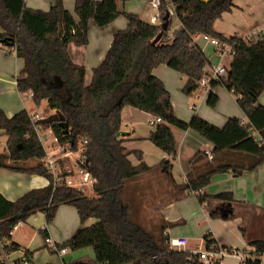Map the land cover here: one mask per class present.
<instances>
[{"label": "trees", "instance_id": "1", "mask_svg": "<svg viewBox=\"0 0 264 264\" xmlns=\"http://www.w3.org/2000/svg\"><path fill=\"white\" fill-rule=\"evenodd\" d=\"M118 1L127 0H75L73 16L61 0H56L47 12L29 9L23 0H0V45L22 62L16 79L17 90L31 93L36 107L46 102V113L57 111L64 116L66 135L57 124L45 127L50 129L59 147H67L72 153L82 147L83 169L93 180L90 197L81 190L67 188L64 183L53 188L52 177L42 164L45 152L37 141L28 112L23 110L7 118L0 111V132L7 138V154H0V169L37 175L49 181L47 188L31 191L15 202L0 196V243L9 253L19 250L16 244L9 243L17 222H25L40 212L45 215L46 224H50L58 207L66 205L76 210L80 227L72 238L57 246L59 249L91 250L93 264H199L191 260L188 252L169 251L163 229L157 230V235L148 233L131 218L128 211L133 206L123 202L127 185L161 167L170 173L172 166L164 160L153 168L141 162L131 165L127 159L131 153L125 151L116 136L121 112L129 107L159 118L161 123L154 127L148 141L170 158L177 153L170 127L192 130L204 138L213 146L211 162H205L200 173H187L182 193H194L200 204L233 203L230 193L207 196L201 191L215 175L240 176L264 163V108L257 105L258 97L264 93V38L224 39L213 31L214 22L231 10L234 0H173L179 28L167 38L169 20L167 31L152 46L161 25L121 13ZM165 12L161 6V23ZM119 16L127 21L126 28L114 34L104 60L92 71L91 81L86 85L84 68L72 62L67 48L88 44L89 21L103 28ZM198 35L231 47L227 74L211 82V88L222 85L231 92L245 122L229 118L219 129L197 115L188 123L175 118L170 95L152 71L166 64L185 77L182 93L194 94L207 65L203 52L194 42ZM217 101L211 91L207 106L214 109ZM227 153H233L237 159L223 160ZM134 155L141 161L139 153ZM197 158L202 160L205 156L197 154ZM31 161L36 164L30 166ZM25 207L29 210L24 211ZM89 219L96 223L84 228ZM203 242L214 244L209 237H204ZM251 245L264 255V239ZM25 254L31 257L29 252Z\"/></svg>", "mask_w": 264, "mask_h": 264}, {"label": "crops", "instance_id": "2", "mask_svg": "<svg viewBox=\"0 0 264 264\" xmlns=\"http://www.w3.org/2000/svg\"><path fill=\"white\" fill-rule=\"evenodd\" d=\"M23 1L29 9L47 12L56 0ZM61 1L65 9L74 16L75 0ZM152 11L154 14L149 22L142 19L141 13L134 15L146 23L154 24L152 18L156 12ZM126 25L127 21L122 18L116 19L103 28H97L92 21H89L88 44L84 47L68 46L67 51L72 62L85 70L86 85L91 81L92 71L104 60L114 34L124 30ZM178 28L179 23L175 30ZM175 30H169L167 38H170ZM213 31L224 39L264 38V0H234L231 10L223 13L214 22ZM194 42L203 52L207 65L218 61L217 65L228 68L223 61L227 57L231 60L230 55L219 56L215 46L206 42L202 35L197 36ZM21 68V60L17 59L9 49L0 45V111L7 118H12L23 110L27 111L26 103H32V100L28 98L29 93H20L16 88V79ZM152 75L162 82L170 95L174 116L182 122L188 123L193 116L197 115L221 129L229 118L246 121L237 106L235 96L222 85L214 88L218 101L215 108L211 109L206 104L208 95L203 92L197 91L189 97L183 95L185 77L171 70L166 64L155 68ZM257 105L264 108V93L258 97ZM53 112L36 115V118ZM151 118H153L151 115L129 107H125L121 112L119 132L124 135L120 136L119 140L125 151L131 153L127 157L131 165L137 166L141 162L153 168L164 160L169 161L172 166L170 173L165 167H161L155 172L140 176L127 185L123 202L133 206L128 211L131 218L138 221L137 211L142 207V203L138 200L141 199L143 207L145 204L151 207L155 220L158 222L156 230L163 229L164 234L168 236L175 231L174 226L184 227L185 229L179 232L180 236L186 238L188 242L189 239L198 240L199 244L195 245V249L202 245L204 237H209L210 241L223 248L244 252L255 250L251 244L264 239V163L253 171H244L240 176L232 173L213 176L210 184L201 193L207 196L230 193L234 202L209 201L206 203L207 208L204 209L194 193L186 195L181 189L186 182L187 173H200L205 162H211L205 153H210L212 158L213 146L192 130L182 131L170 127L177 144V153L174 158L167 157L148 141L150 133L154 130L148 124ZM0 136H3L2 132ZM6 142L7 138L5 143L0 142V149H2L0 154H7ZM49 152L62 157L63 166L70 168L74 173L72 168L79 156L78 152L69 154L67 147H59L56 142L51 145ZM134 153L141 155V161ZM197 154H204L205 158L195 159ZM222 159L236 160L237 157L233 153H227ZM33 163L31 161L28 164L32 166ZM48 185L49 181L44 177L0 169V196L9 202H15L31 191L45 189ZM44 221L45 215L38 212L12 232L9 243L16 244L19 250L9 255L10 261L21 258L27 251L31 254L34 264L93 263L91 250L71 252L67 249L66 254L60 257L52 250V246L57 247L68 241L79 229L80 223L74 208L61 205L50 224ZM43 223L46 225L45 234L40 232V228L44 226ZM95 223L96 220L94 222L89 219L83 227L88 228ZM45 238H49L52 244L45 243ZM195 249L187 247L185 251L192 252ZM225 264H236V262L226 260Z\"/></svg>", "mask_w": 264, "mask_h": 264}, {"label": "built area", "instance_id": "3", "mask_svg": "<svg viewBox=\"0 0 264 264\" xmlns=\"http://www.w3.org/2000/svg\"><path fill=\"white\" fill-rule=\"evenodd\" d=\"M150 7L156 12L154 17L152 18V22L154 24L161 25L160 22V14L159 9L161 6H164L166 12L165 15L168 14V20H171V15L174 13V4L173 0H149ZM199 36V35H198ZM197 38V36H195ZM194 38V39H195ZM203 39L206 42H210L216 48V52L219 56L230 55L231 56V47L227 44L219 42L217 39L210 38L207 36H203ZM227 74V69L220 65H206L203 70V75L198 82V88L205 95H209L212 91L211 82L218 81L221 78H224ZM28 98L32 99V94H28ZM55 112V111H54ZM50 115V114H49ZM47 115V116H49ZM47 116H43L40 118H35L33 123V130L36 135L37 141L41 144L45 152V158L42 161L43 166L48 171V174L52 177L53 188L59 186L61 183L67 188L77 189L83 191L88 185L92 186L93 180L88 175V173L83 169L84 165V157H83V149L82 147L77 151L79 156L75 162L76 168L79 170V180H73L72 170L68 167L62 165V157L56 156L52 152H47L44 147V141H47V136L44 135L45 130L50 129L44 126H40L36 124V121L42 118H46ZM161 120L159 118H151L148 122L150 127H155L160 124ZM44 131V132H42ZM55 139V138H54ZM57 143V140L55 139ZM86 142H83L85 144ZM51 147H48V150ZM68 149V148H67ZM69 154L70 151L68 150ZM68 155V154H67ZM206 157L211 160V154L205 153ZM203 208H207V204H202ZM24 223L22 221L17 222L13 228L12 232L17 228L21 227ZM42 234L46 233V225L42 226L40 229ZM45 243L52 244L49 238L44 239ZM165 244L169 251H178V252H186L185 247L187 245L186 238L183 237H171L167 236L165 240ZM52 250L56 253V255L63 256L66 254L67 249L62 248L59 249L55 246H52ZM16 252V251H15ZM14 253V252H11ZM4 249L3 244L0 243V264H34L31 260V257L23 254L21 258L10 261L9 255L11 254ZM191 255V260H196L199 264H225L226 260H234L236 264H264V255L257 252L256 250L249 251H240L236 249L223 248L216 244L206 245L204 242L200 247L193 250L192 252H188ZM78 264H93V263H78Z\"/></svg>", "mask_w": 264, "mask_h": 264}, {"label": "rangeland", "instance_id": "4", "mask_svg": "<svg viewBox=\"0 0 264 264\" xmlns=\"http://www.w3.org/2000/svg\"><path fill=\"white\" fill-rule=\"evenodd\" d=\"M117 8L121 13L125 12V13H133V14H137V15H139L138 13H141L142 19L147 21V22H149L150 17L154 14V12L152 11L153 9L150 7L149 0H127L124 3L121 1H118L117 2ZM128 10H130V11H128ZM119 18L125 19L123 16H119L117 19H119ZM177 25H178V21L175 17V14L173 15V13H172L171 24L169 26V29L175 30V27ZM230 61H231L230 57H227L223 61V64L226 66H229ZM217 64H218V61L215 62V64H211V65L215 66ZM197 91H201V90L198 88ZM212 92L214 93V88L212 89ZM192 95H194V94H192ZM192 95H190V96H192ZM187 97H189V96H187ZM190 100H192V99H190ZM26 106H27L28 113L31 114L29 116H30L32 121L36 118V115L40 116V115L45 114L48 111L47 103L44 101L40 104L39 107H36V106H34L33 103H29V102L26 103ZM42 132H44V131H42ZM44 135H46L48 138L47 141H44V147H45L46 151L49 152L48 147H51V145L55 144V139H54L52 132H49L48 130H45ZM5 140H6V138L4 136H0V142L5 143ZM0 151H2V149H0ZM34 164H36V163L34 162L33 165ZM62 165H63V163H62ZM72 169L74 170V173L72 172L73 180L74 181L79 180V170L76 168L75 163H74V167ZM128 191H129V189H128ZM82 192L86 196H89V197L93 195L90 185H88L86 188H84V190ZM138 201H140L143 204V200L140 199ZM145 203H147V201ZM142 204H141V206H142L141 209L139 208L138 209L139 211H137L138 213L136 212L137 218H138V221L137 220L136 221L142 228H144V230L146 232L157 235L156 234V232H157L156 225L158 224V222L155 220V216L151 210V207L148 204H145L143 207ZM91 220L93 221L94 219H91ZM94 222H95V220H94ZM44 224L45 223H43V225ZM173 229H175V231L171 232L170 236L171 237H181L179 232L185 228L178 225V226H174ZM155 239H157V237ZM198 244H199L198 240L196 241L194 239H189V242L187 241V245H186L185 249L187 247L188 248L192 247L193 249H195V247H196L195 245H198Z\"/></svg>", "mask_w": 264, "mask_h": 264}, {"label": "water", "instance_id": "5", "mask_svg": "<svg viewBox=\"0 0 264 264\" xmlns=\"http://www.w3.org/2000/svg\"><path fill=\"white\" fill-rule=\"evenodd\" d=\"M168 14H166L163 18V22L161 24V31L160 33L154 38V40L151 42V45L154 46L156 43H158L164 32L167 31V27H168ZM2 43H6V40H3ZM37 125L40 126H51L52 124H57L61 129H62V134L66 135L68 133L67 130V125L65 123V118L64 116L60 113V112H53L52 114H50L49 116H47L46 118H42L36 121ZM124 134L122 132H118V134L116 135L117 137L123 136ZM29 210V207H25L24 211Z\"/></svg>", "mask_w": 264, "mask_h": 264}]
</instances>
